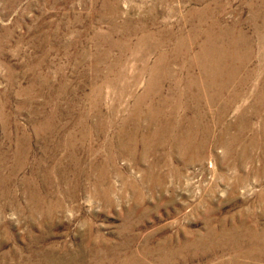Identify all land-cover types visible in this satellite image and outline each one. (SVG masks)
Wrapping results in <instances>:
<instances>
[{"label":"rangeland","instance_id":"obj_1","mask_svg":"<svg viewBox=\"0 0 264 264\" xmlns=\"http://www.w3.org/2000/svg\"><path fill=\"white\" fill-rule=\"evenodd\" d=\"M0 264H264V0H0Z\"/></svg>","mask_w":264,"mask_h":264},{"label":"bare ground","instance_id":"obj_2","mask_svg":"<svg viewBox=\"0 0 264 264\" xmlns=\"http://www.w3.org/2000/svg\"><path fill=\"white\" fill-rule=\"evenodd\" d=\"M213 52V49L210 48L208 49V51L205 52V56H206V53H207V60H209V63L211 64V69H212V72L214 70V63H215V58L212 57V56H209L211 53ZM209 57V58H208ZM195 58V57H194ZM158 114V113H157Z\"/></svg>","mask_w":264,"mask_h":264}]
</instances>
